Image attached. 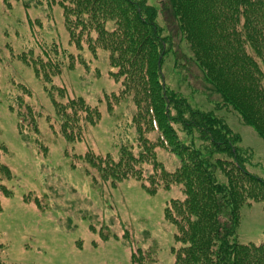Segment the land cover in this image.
<instances>
[{"label": "trees", "instance_id": "trees-1", "mask_svg": "<svg viewBox=\"0 0 264 264\" xmlns=\"http://www.w3.org/2000/svg\"><path fill=\"white\" fill-rule=\"evenodd\" d=\"M47 5L61 7L69 39L79 50L85 46L94 57L98 52L107 57L110 75L120 84L118 92L104 94L107 108L127 99L132 107L133 137L120 143L116 157L86 153L83 171L93 182L113 187L133 179L151 194L179 192L164 209L166 222L175 227L172 264H264V240L241 244L236 235L240 209L264 203V179L250 170L264 168V162L256 161L219 114H235L264 142V0H47ZM46 46L35 57H20L45 84L61 72V50ZM169 58L185 82L194 69L199 72L212 110L195 106L172 86L164 72ZM56 89L47 120L53 129L60 124L67 141L78 140L84 122L99 119L98 105L83 98L61 101L65 89ZM22 100L11 96L10 104L16 106L20 136L29 143V133H38L39 113ZM10 176L0 164V197L12 195L3 184ZM123 242L134 246L128 234ZM149 254L132 249V264H147ZM0 264L6 263L0 258Z\"/></svg>", "mask_w": 264, "mask_h": 264}, {"label": "rangeland", "instance_id": "rangeland-1", "mask_svg": "<svg viewBox=\"0 0 264 264\" xmlns=\"http://www.w3.org/2000/svg\"><path fill=\"white\" fill-rule=\"evenodd\" d=\"M156 1L149 0L152 4ZM43 44L55 50L54 44L61 50L57 53L61 72L47 84L20 58L37 56ZM98 54L94 57L85 46L79 50L70 41L61 7L49 6L47 0H8L7 4L0 0V164L10 171L3 184L12 191L11 196L0 197L3 263L132 264V249L140 250L141 255L149 251L147 264L173 263L175 227L166 222L164 209L179 192L159 189L151 194L133 179L113 187L99 179L93 182L82 169L86 153L116 157L120 143L134 133L128 121L132 113L129 99L111 111L107 108L104 94L118 92L120 84L110 75L107 57ZM164 72L192 104L213 109L201 93L197 70L185 82L169 58ZM58 87L66 92L61 101L83 98L98 105L100 111L93 125L83 119L75 121L84 124L79 139L72 142L60 132L57 121L53 129L51 118L47 120L54 112L50 93L58 95ZM19 94L22 104L39 113L38 133H29V143L20 136L16 106L10 104L11 96ZM219 114L241 137L242 145L255 152L256 161L264 162V142L255 130L241 124L233 113ZM67 131L78 129L68 127ZM250 170L264 179L263 167ZM89 171L98 177L96 169ZM126 234L133 241L132 249L123 242ZM236 235L241 244L264 240L263 202L240 209Z\"/></svg>", "mask_w": 264, "mask_h": 264}]
</instances>
